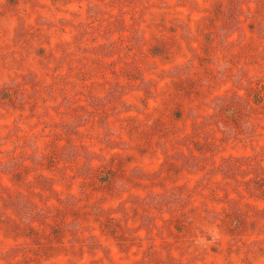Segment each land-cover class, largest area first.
<instances>
[{"label": "rangeland", "instance_id": "1", "mask_svg": "<svg viewBox=\"0 0 264 264\" xmlns=\"http://www.w3.org/2000/svg\"><path fill=\"white\" fill-rule=\"evenodd\" d=\"M0 264H264V0H0Z\"/></svg>", "mask_w": 264, "mask_h": 264}]
</instances>
